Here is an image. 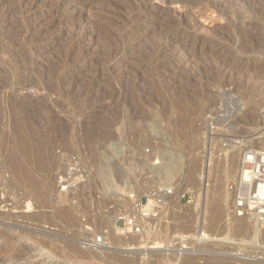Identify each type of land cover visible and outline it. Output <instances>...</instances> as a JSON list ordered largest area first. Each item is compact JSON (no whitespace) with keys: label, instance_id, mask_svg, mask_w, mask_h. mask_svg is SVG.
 Masks as SVG:
<instances>
[{"label":"rangeland","instance_id":"rangeland-1","mask_svg":"<svg viewBox=\"0 0 264 264\" xmlns=\"http://www.w3.org/2000/svg\"><path fill=\"white\" fill-rule=\"evenodd\" d=\"M91 1L0 0V264L176 263L154 247L264 264V219L246 218L243 235L228 226L244 217L235 151L264 152V0ZM11 106L49 152L33 181L4 150ZM162 187L177 195L126 228Z\"/></svg>","mask_w":264,"mask_h":264},{"label":"bare ground","instance_id":"bare-ground-1","mask_svg":"<svg viewBox=\"0 0 264 264\" xmlns=\"http://www.w3.org/2000/svg\"><path fill=\"white\" fill-rule=\"evenodd\" d=\"M239 1H241V0H239ZM244 1H246V3H247V0H244ZM90 2H92V1L90 0ZM180 43H181V47L182 48H186L187 44H188V41H180ZM172 108L175 111L179 112L178 118L176 119L175 124L173 126L174 127H178V126L186 125L189 122V120H190V116L188 114L190 112H186L185 105L182 102H172ZM9 110H11L13 112L12 115H15L16 117H14V118L10 117V119H9V121L12 122V126H13V128H12V126L9 124L10 127H11V128L9 127V130L12 129L11 130L12 135H11V139L10 140H8L6 142L4 140V142H5L4 143V150L6 149L5 151L8 152V154H7L8 156L7 157H10L12 159V161H11L12 166L19 172V175L24 177V178H26V179H28L29 181H33V178L35 177V173L36 172H38L40 170H44L45 168H47L49 166L48 165L49 164L48 163L49 162L48 161L49 152H48V150L46 149V147L43 144V137L41 135L34 134V133H32L29 130V128L26 126L25 119L22 117L21 113L18 112L16 106H14V107L11 106ZM11 118H12V120H11ZM261 140H262V138H261ZM262 141L264 142V140H262ZM244 149L245 148L243 147V148L235 151L236 154L233 156V162L236 165L237 161L235 159H237V158H234V157L238 156L237 154H239L240 152L242 153V155H244L243 156L244 168H243V171H241V173H240V174H242V177H240L241 178L240 179L241 182L239 181L240 184L241 183L245 184V182H247L249 180V175H248V172H247V166L245 165L246 164L245 156L249 152H255V151H246ZM151 169H152V167H151ZM151 169L149 168V170H151ZM167 171H168V169L166 170V172ZM210 171L211 170H209V172ZM161 172L159 173V175L161 174ZM155 173H156V171H154L153 174L155 175ZM171 174L172 173H170V176H171ZM208 175H210V174H208ZM167 177H168V175H167ZM197 179H199V178H197ZM195 180H194V182L197 183ZM200 181H202V180H200ZM204 183H205V181H204ZM199 184H200V189H196V188L192 189V190H195V194H196V197H197L196 199L200 203H204V204L206 202L208 203V197H209L208 186L209 185H207L208 183L206 185L205 184L203 185V182L202 183L198 182V186H199ZM194 187H195V185H194ZM197 188H199V187H197ZM173 194L177 195V191L174 192ZM226 196H227V194H225V197ZM225 197H222V199H220L219 201H215L212 204L213 206L211 207V209L207 212V214H208V216H207L208 219L207 220L209 221V223L212 222L213 225H215V227H216V224L219 223V221L224 216L225 207L226 206L223 203V198H225ZM200 199H202V201H200ZM151 206H152V204H150L148 206V209H151ZM117 217H118V215H117ZM117 217L115 216L114 219L112 220L113 221V225H112L113 228L116 227V222L119 220V219H117ZM246 218H250V221L253 219L252 221H254V223H255L254 225H256L257 223L260 224L261 220L264 219V218L261 219L260 217H252V214L245 213L244 217H240V218L239 217H236V218L234 217V219H232V220L230 219L231 221L228 222L229 223L228 224L229 231L231 232L234 229V230H236V232H238L239 234L243 235L242 233L245 232V228H246L245 225H244L246 223L245 222ZM142 222H143V220H142ZM252 226H253V224H252ZM223 230L224 229H222V232H223ZM256 230L258 231V229H256ZM236 232L234 231V233H236ZM246 232H247V229H246ZM249 232H250V230H249ZM238 237H239V235H238ZM27 239L28 238L26 236L22 237V240H27ZM98 242H101V241L99 240ZM98 245H99L98 243L95 244V246H98ZM8 247H9V243L4 242L3 243V248L7 249ZM160 248L159 247H154V248H150V250H160L161 252H165L166 255H168V256L169 255H173V253H174V256L176 255V257L174 258L172 256L174 259L171 257L173 263L176 262L174 264H195V261H190V260H184L183 259V256L184 255L186 256V254L183 253V251L181 249L180 250H176L175 249V251H174V250H172V247H171V250L170 249L169 250H165V249L161 250ZM148 250L149 249H144V253H148L149 252Z\"/></svg>","mask_w":264,"mask_h":264},{"label":"built area","instance_id":"built-area-1","mask_svg":"<svg viewBox=\"0 0 264 264\" xmlns=\"http://www.w3.org/2000/svg\"><path fill=\"white\" fill-rule=\"evenodd\" d=\"M115 154L120 152L122 145L116 143L113 146ZM247 172L249 180L245 184L241 183L237 194V210L238 214H252V217L264 218V152H249L245 156ZM76 164L71 168V173L76 172ZM174 193L172 187H162L154 190L151 194V209H148L143 199L136 202L135 207L138 211V216H134L131 220H125L126 228H129L135 233L140 232L138 222L150 217L151 212L158 206L163 205L164 201L171 197ZM122 221V219H120Z\"/></svg>","mask_w":264,"mask_h":264}]
</instances>
